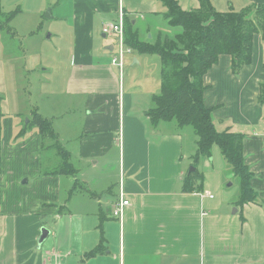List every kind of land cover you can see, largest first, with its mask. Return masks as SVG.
<instances>
[{
  "label": "crops",
  "instance_id": "1",
  "mask_svg": "<svg viewBox=\"0 0 264 264\" xmlns=\"http://www.w3.org/2000/svg\"><path fill=\"white\" fill-rule=\"evenodd\" d=\"M176 1L185 11L199 7L196 0ZM50 11L70 32L64 96L68 105L80 103L83 109L77 141L60 142L73 173L54 175L60 164L41 166L36 129L20 136L19 128L9 141L1 139L0 264H264L260 37L258 45L254 38L250 65L234 74L230 58L221 56L203 78L204 104L213 109L215 129L244 137L243 159L256 199L240 204L230 167L211 168L215 147L210 158L194 164L196 141L182 154L186 127L173 121L153 125L145 117L160 88L158 58L132 51L121 78L110 63L114 39L102 34V26L116 22L121 11L139 40L150 41V27L159 26L155 19L164 12L160 2L57 0ZM141 67L153 71V86H146ZM137 70L126 92L124 74L137 76ZM113 162L118 169L110 174ZM194 170L203 175V185L193 181L192 192H186L184 178ZM233 179L238 190L231 194L222 188ZM124 200L127 206H121ZM119 208L121 215L114 216ZM42 229L48 235L39 243Z\"/></svg>",
  "mask_w": 264,
  "mask_h": 264
},
{
  "label": "trees",
  "instance_id": "2",
  "mask_svg": "<svg viewBox=\"0 0 264 264\" xmlns=\"http://www.w3.org/2000/svg\"><path fill=\"white\" fill-rule=\"evenodd\" d=\"M158 1L164 12L155 19L160 20L159 26L150 27L154 29L150 41H140L138 33L124 16L125 45L139 55L155 56L160 61V88L152 97V106L146 111L145 117L153 125L173 121L180 128L192 127L197 137L194 164L200 159L210 158L212 147L216 146L238 180L239 203L254 202L255 194L249 187L251 175L243 159L244 137L215 129L211 119L213 109L204 104L208 87L203 78L221 56L230 58L234 74L251 64L254 38L259 36L264 40V2L256 0L257 3L252 7L254 18L249 19V9L220 12L210 0H196L198 9L189 11L182 10L176 0ZM2 17L8 22L10 15L5 14L0 5V19ZM1 24L0 29H3ZM257 101L259 105H264V83L260 84ZM1 119L0 111V143ZM32 129L37 130L43 141L45 138H55L51 122L36 113L28 125L22 128L20 136ZM55 150L63 161L52 174H72L68 153L56 147ZM193 181H198L199 188L203 185V175L197 170L184 178L186 192H192Z\"/></svg>",
  "mask_w": 264,
  "mask_h": 264
},
{
  "label": "rangeland",
  "instance_id": "3",
  "mask_svg": "<svg viewBox=\"0 0 264 264\" xmlns=\"http://www.w3.org/2000/svg\"><path fill=\"white\" fill-rule=\"evenodd\" d=\"M257 1L264 2V0ZM257 1L210 0L212 6L220 12H226L230 9L234 11L249 9V19L254 18L252 7ZM56 3L57 0L0 1L2 11L10 15L8 22H6V18L2 17L0 19L1 25L4 27L0 29L1 139L3 141H9L10 137L12 139V130L25 128L29 121L33 119L34 113L49 118L52 121L51 128L55 138L41 140L43 143L40 145L37 156L40 158L41 166L46 163L52 167L63 161L57 155L55 147L62 149L63 146L60 143L62 141L65 142V145L71 141H77L79 129L76 121L83 110L80 103L73 106L68 105L70 99L64 96V81L69 71V41L71 39L70 32L64 25L55 21L52 17H48L47 11L51 10V7H54ZM257 40L258 38L255 37L256 45H258ZM260 44L264 60V40L260 39ZM257 47L259 48V46ZM156 61L159 63L158 59ZM141 72L142 78L147 77L149 82L146 83V86H153L155 84L153 71L141 67ZM138 73L139 70H137V76L132 71L124 74V90L126 92H128V88L133 87V82L137 79ZM142 101L144 102V98H142ZM71 120L73 124L70 128L68 123ZM35 131L30 130V133L32 134ZM182 133V154H187L197 137L192 127L183 128ZM53 145L54 148H52ZM213 147L215 148L212 150L213 162L211 168L215 167L216 170L228 169L218 148ZM114 153L118 161L117 150ZM193 154L191 156H194ZM110 157L112 160L114 159V155ZM209 162L211 163V160ZM183 164L188 170L193 168L188 166L186 161ZM117 169L118 167L113 162L108 171L111 174ZM200 170L201 165L199 164ZM228 184H231L230 187H227ZM222 189L229 191L231 194L237 192L236 180L227 181ZM110 190L113 191V188ZM62 196L63 199L68 198L67 193ZM66 208L68 209V206Z\"/></svg>",
  "mask_w": 264,
  "mask_h": 264
},
{
  "label": "built area",
  "instance_id": "4",
  "mask_svg": "<svg viewBox=\"0 0 264 264\" xmlns=\"http://www.w3.org/2000/svg\"><path fill=\"white\" fill-rule=\"evenodd\" d=\"M101 32L104 36L113 37V55L111 56L110 63L116 68L119 73L120 78L122 77L124 66L126 62V57L132 53V50L125 45L124 39V18L123 13L120 11L118 19L116 22H110L104 24L101 28ZM209 198H212L210 196ZM128 201L124 200L121 202V206H127ZM122 209H115L113 214L114 216H120Z\"/></svg>",
  "mask_w": 264,
  "mask_h": 264
},
{
  "label": "water",
  "instance_id": "5",
  "mask_svg": "<svg viewBox=\"0 0 264 264\" xmlns=\"http://www.w3.org/2000/svg\"><path fill=\"white\" fill-rule=\"evenodd\" d=\"M51 13V11H50V9L47 11V14H48V16L49 17H51L50 14ZM48 235V232L45 230V229H42L41 230V236H40V239H39V243H41L45 238H46V236Z\"/></svg>",
  "mask_w": 264,
  "mask_h": 264
}]
</instances>
